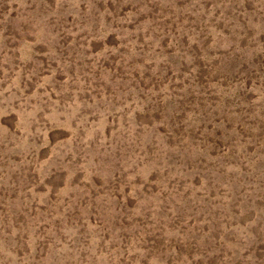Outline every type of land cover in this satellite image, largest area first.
<instances>
[{"label":"rangeland","instance_id":"rangeland-1","mask_svg":"<svg viewBox=\"0 0 264 264\" xmlns=\"http://www.w3.org/2000/svg\"><path fill=\"white\" fill-rule=\"evenodd\" d=\"M0 264H264V0H0Z\"/></svg>","mask_w":264,"mask_h":264}]
</instances>
